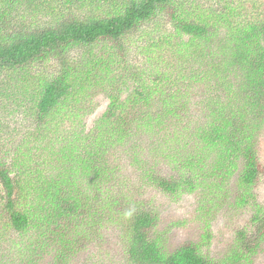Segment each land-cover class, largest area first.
I'll use <instances>...</instances> for the list:
<instances>
[{"label": "trees", "instance_id": "trees-1", "mask_svg": "<svg viewBox=\"0 0 264 264\" xmlns=\"http://www.w3.org/2000/svg\"><path fill=\"white\" fill-rule=\"evenodd\" d=\"M50 1L0 0L1 96L29 97L0 125V264H69L112 226L127 264H248L264 242V0ZM96 91L108 103L87 129ZM148 188L233 195L249 218L220 260L169 250L133 193Z\"/></svg>", "mask_w": 264, "mask_h": 264}, {"label": "rangeland", "instance_id": "rangeland-1", "mask_svg": "<svg viewBox=\"0 0 264 264\" xmlns=\"http://www.w3.org/2000/svg\"><path fill=\"white\" fill-rule=\"evenodd\" d=\"M53 1L57 3V0L50 2ZM115 1L99 0L100 9L112 8ZM100 47L101 45H98L95 48V53L100 50ZM78 55V52L73 53L74 57ZM83 58L85 61H89L90 58L96 59L94 54L87 53ZM30 73H32L31 69ZM0 92V106L3 104L6 106L5 109L0 107V125L5 126V131L13 130L20 125V110L28 105L29 97L13 92L7 94L4 92L5 96L3 97L1 96L2 88H0ZM14 100L17 101V104L13 103ZM107 103L108 99L103 91H96L87 98L85 104L89 113L84 114L87 129L94 126L95 121L105 111ZM18 104H20L19 107ZM17 107L18 110H15ZM0 135L2 137L7 133L3 131ZM1 142L2 140L0 148ZM259 145L262 171L255 183L254 192L258 200L264 204V129L260 135ZM118 156L120 162L125 163L122 153H119ZM168 164V162L160 164L159 168L163 174L169 173ZM128 170L125 168L123 173L129 174ZM203 190L196 189L193 193L182 192L175 196L149 188L145 191L136 189V192L133 193L141 194L145 198L143 202H149L156 207L157 230L164 233V244L169 250L191 242L198 244L204 255L212 257L214 260H220L225 256V251L234 238V232L247 223L249 211L233 206V195L226 197L219 193L212 200L202 193ZM247 261L248 264H264V242L258 246L256 252ZM69 264H127L119 230L115 226L105 228L103 237L99 241H88L84 248L69 261Z\"/></svg>", "mask_w": 264, "mask_h": 264}]
</instances>
